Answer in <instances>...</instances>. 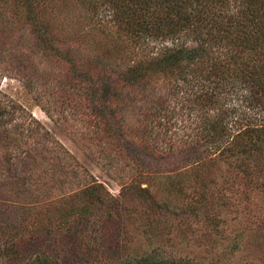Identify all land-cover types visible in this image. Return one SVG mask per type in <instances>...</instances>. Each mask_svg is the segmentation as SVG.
Here are the masks:
<instances>
[{
  "label": "trees",
  "instance_id": "1",
  "mask_svg": "<svg viewBox=\"0 0 264 264\" xmlns=\"http://www.w3.org/2000/svg\"><path fill=\"white\" fill-rule=\"evenodd\" d=\"M40 1L14 4V9L23 8L21 18L32 23L37 45L63 72L53 80V99L48 104L37 100V104L64 131L95 141L97 157L106 156L105 163H97L119 185L120 197L134 185L124 176L145 175L152 181L156 179L152 174H162L163 178L174 157L183 167L204 169L217 157L228 165L232 159L257 153V159L264 161V0H81L87 11L108 17L99 27L113 44L112 58L103 51L59 48L46 27L38 24ZM6 2L0 0V7ZM6 23L2 9L0 38L9 40ZM5 53L0 48V82L17 80L6 68L13 67V74L19 76L20 64L11 56L14 65L6 61L1 66ZM21 82L33 93L29 80ZM180 85L186 86L184 92ZM133 108L138 111L137 122L129 124L123 112ZM22 109L15 104L10 109L0 106L2 197L25 194L39 184L45 189L42 181L55 185L71 170L82 188L58 198V204H67L61 219L85 216L94 203L105 202L102 186L91 184L93 178L62 146L57 144V152H51L39 143L31 144L32 126L41 141L53 146L55 140L30 114L14 115V110ZM183 111L192 130L199 133L192 138L177 136ZM160 135L170 138L166 146L160 145ZM75 137L84 149L82 139ZM238 168L247 176L245 168ZM117 171L126 173L119 177ZM136 190L137 196L148 192ZM32 264L46 263L40 259Z\"/></svg>",
  "mask_w": 264,
  "mask_h": 264
},
{
  "label": "rangeland",
  "instance_id": "2",
  "mask_svg": "<svg viewBox=\"0 0 264 264\" xmlns=\"http://www.w3.org/2000/svg\"><path fill=\"white\" fill-rule=\"evenodd\" d=\"M16 1L7 0L0 7L10 37L0 38V48L6 52L1 66L6 61L14 65L11 56L20 64L19 76L13 74V67L6 68L17 80L1 79L0 106H22L24 109L14 110V115L30 114L55 140L53 146L41 141L32 126L31 144L39 143L42 149L54 150L51 152L57 144L62 146L93 178L90 183L102 186L100 194L105 202L100 206L94 203L85 216L61 219L67 204H58V198L82 188L71 170L64 179L57 178L55 185L42 181L45 189L39 184L19 196L0 194V264H32L40 259L46 264H264V161L257 159V153L232 159L228 165L217 157L215 164L205 169L191 164L183 167L174 157L172 169L164 172L163 178L162 174H152L156 176L152 181L144 179L145 175L124 176L134 185L120 197L119 185L97 163H105L106 156L97 157L95 141L64 131L41 111L39 102L48 104L53 99V80L63 72L37 45L32 23L21 18L23 8L14 9ZM37 8L42 10L38 24L46 27L59 48L103 51L106 57L112 56V43L99 27L108 20L104 13L97 16L87 11L81 0H41ZM24 79L32 83L33 93L22 85ZM179 88L184 92L186 86ZM186 113L183 111L176 125L178 138L199 134L192 130ZM123 114L127 123L137 122L136 109H124ZM82 130L87 133V129ZM23 137L27 139L26 133ZM72 137L81 138L84 149ZM169 139L160 135L158 141L166 146ZM238 167L245 168L247 176ZM59 186L64 190L51 189ZM138 187L148 192L137 196Z\"/></svg>",
  "mask_w": 264,
  "mask_h": 264
}]
</instances>
